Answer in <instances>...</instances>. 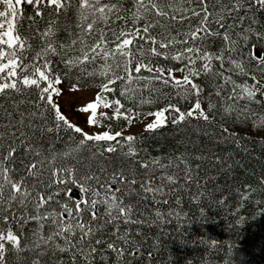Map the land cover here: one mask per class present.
<instances>
[{
	"label": "snow or ice",
	"instance_id": "obj_1",
	"mask_svg": "<svg viewBox=\"0 0 264 264\" xmlns=\"http://www.w3.org/2000/svg\"><path fill=\"white\" fill-rule=\"evenodd\" d=\"M131 2L129 9L126 0H78L76 6L71 0H0V97L12 100L11 110L0 105V264H8L9 251L17 257L24 251L32 253L35 258L31 264H65L57 258L65 253L71 264H78V258L84 264H94L95 254L108 250L119 261L127 246L137 243L132 238L133 226L148 223L152 211L161 218L158 209L149 208V201L168 204L169 200L162 198L198 181L200 164H196L194 176L190 161L207 158L181 153L167 158V163L161 157L136 159L143 150L135 147L136 137L123 134L125 124L132 125L145 115L153 117L144 125V131L153 135L166 125L179 126L192 119L211 124L202 108L204 89L194 82L207 76L223 81L214 82L212 87L226 105V114L236 112L239 118L251 110L247 104L240 109L239 101L264 104L257 99V94L264 96V84L236 83L213 65L218 61L224 69L227 62L238 70V76L247 75L246 63L252 61L264 70V55L248 52L247 61L244 59L250 37L264 39V33L253 27L258 23L255 15H249L264 10V0ZM26 7L33 15L25 16ZM73 7L75 24L58 28L61 13L67 17ZM45 12L49 20L40 31L36 18L43 20ZM113 17L123 21L119 29L111 26ZM25 19L29 21L27 29ZM245 21L249 23L245 25ZM61 31L66 33L64 40L59 37ZM34 40L40 41L38 48H34ZM74 70L81 78L86 74L97 81L88 89L91 102L79 108L84 124L96 127L95 132L70 122L59 106L64 94L60 85ZM175 71L183 74L182 79L173 76ZM252 79L256 80L255 76ZM170 84L175 99L171 91L164 90ZM229 85L230 94L222 95ZM237 89L242 93L239 96ZM31 93L35 95H28ZM26 95L27 99H13ZM25 104L28 111L21 110ZM145 105L156 110L149 107L146 113L140 111ZM101 107L111 109L112 114L98 112ZM215 107L209 97L207 111ZM75 134L79 139L74 149H52V142H71ZM232 135L228 128L221 130L224 140ZM46 141L50 142L47 149ZM86 145L96 146L89 148L87 161L78 155ZM45 151L49 155H44ZM93 160L98 161L95 168ZM216 162L223 163L219 158ZM18 164L21 167L17 168ZM46 168L47 180L43 178ZM169 169L175 171L169 174ZM75 190L79 195L73 197ZM29 221L35 226L25 234ZM21 237L27 241L23 246Z\"/></svg>",
	"mask_w": 264,
	"mask_h": 264
},
{
	"label": "trees",
	"instance_id": "obj_2",
	"mask_svg": "<svg viewBox=\"0 0 264 264\" xmlns=\"http://www.w3.org/2000/svg\"><path fill=\"white\" fill-rule=\"evenodd\" d=\"M71 2L74 6L78 5V0H71ZM125 7L129 9L133 7L131 0H126ZM28 15H33V13L30 8L26 7L25 16ZM249 15H255L258 21L256 25H253L254 29L264 33V10L254 11ZM36 19L39 30L43 31L49 20L48 13L45 12L43 20ZM113 21L111 26L117 29L123 23V21H116L114 17ZM75 22V7H73L67 17L63 12L61 13L57 27L63 29L66 24L74 25ZM28 23L29 21L25 19V29ZM248 23L249 21H245V25ZM140 26L142 27V24ZM59 37L64 40L66 33L61 31ZM31 42L34 48H38L39 40ZM67 42L70 43V40ZM248 52L264 55V39L257 40L256 36L252 35L245 52V61H247ZM160 60L163 63V57ZM171 63L176 64L177 67L180 66L177 62ZM213 65L215 70L224 71L225 75H231L232 79L240 84L256 83L249 75L251 73L264 76V70L258 68L257 61H252L251 64L246 63L247 75L245 76L236 75L238 70L227 62H225L224 69L219 68L218 61H213ZM59 67L63 68V65L60 64ZM229 68L232 69L231 72L226 71ZM89 70H91L90 67ZM182 75L180 71L173 73V76L178 79H182ZM96 82L89 79L86 74L81 78L78 71L74 70L71 75L64 78L61 85L88 90L93 88ZM194 82L199 83L204 89L203 105H205L209 120L212 121L211 124L202 119H192L179 126L166 125L154 135L142 132L133 136L136 137L135 147L143 150L138 152L136 159L150 160L153 157H161L162 162L167 163V158H174L181 153L207 157L200 161L194 159L190 161L194 176L197 173L196 164H200L198 181L194 180L186 190L176 195L162 198L168 199V204L156 205L149 201V208L158 209L162 213L161 218L157 219L152 211L149 213L151 219L148 223L133 226L132 238L137 243L135 246H127L126 254L119 261L116 254L108 250L95 254L94 264H264V136H257L253 133L255 130H264V123H261L264 120V104L239 101L240 109L247 104L251 110L244 111L237 118L236 112L224 113L223 107L226 105H222L221 99L215 96L216 89L212 87V84L222 83V80L207 76L195 78ZM164 90L171 91L175 99V90L171 88V84ZM230 91L231 85L228 86V92L222 95L227 96ZM241 94L237 89L236 95ZM28 95L34 96L35 93ZM28 95L15 96L13 99H27ZM209 97L216 105L212 112L207 111ZM257 99L264 101V96L257 94ZM183 103L181 101V104ZM227 103L235 104L234 101ZM0 105L11 110L12 100L0 97ZM149 107L153 111L156 110L154 106L145 105L140 111L146 113ZM21 110L28 111L29 105H21ZM111 114L112 110L109 115ZM126 126L127 124L124 130ZM223 128H228L229 132L233 133L227 140L221 137ZM75 136L76 139L71 142H52V149L56 152L74 149L78 143L79 134ZM65 141H67V136H65ZM49 143L45 142V149L49 147ZM122 143L125 142L122 141ZM89 148H96V146L86 145L78 154L80 158L87 161L90 155ZM123 151H127L126 146ZM44 155H49V152L45 151ZM118 155L119 153L115 154L113 159L115 160ZM217 158L223 163H217ZM28 160L31 161L32 157H28ZM67 162L74 163L75 161L68 160ZM91 162L95 168L98 161ZM59 163L60 161L57 160V164ZM19 167L21 166L18 164L17 168ZM168 171L171 174L175 169ZM160 174V170H157V175ZM15 178H19L18 174ZM43 178L45 180L49 178L48 168L45 169ZM197 183L200 184L199 188L196 186ZM75 191L79 195L78 190ZM200 193L203 195L201 196ZM177 199L179 203L176 202ZM34 226L35 222L29 221L24 229L25 234H28L29 229ZM13 230L18 231L15 225H13ZM107 230L112 231L111 228ZM45 232H47V227ZM137 232L142 235H137ZM21 240L22 246L23 243H27L23 237ZM59 242L62 244V241ZM7 247L10 248V246ZM104 247L106 248V245ZM6 255L8 264H31L32 259L35 258L27 251L21 252L19 257L10 251ZM57 258L64 260L65 264H71V258L67 253L59 254ZM44 259L46 260L47 257ZM78 264H84V261L78 258Z\"/></svg>",
	"mask_w": 264,
	"mask_h": 264
},
{
	"label": "rangeland",
	"instance_id": "obj_3",
	"mask_svg": "<svg viewBox=\"0 0 264 264\" xmlns=\"http://www.w3.org/2000/svg\"><path fill=\"white\" fill-rule=\"evenodd\" d=\"M2 10V8H0ZM251 77L255 76L256 80L254 81H259L261 84H264V76L261 74L257 73H251L249 74ZM62 91H63V96L60 97L59 99V106L61 107L62 113L67 116V118L72 122L73 124L80 126L84 129L86 132H95L98 129L96 127H90L86 126L84 124V119L85 116L84 114L79 113V108L83 107L86 105V103L91 102L93 99L92 95L89 93L88 90L84 89H78L74 87H68L64 85H60ZM72 105L70 108L69 105ZM202 108L205 110V105L202 104ZM104 111L108 114L111 113L110 109H103L102 107L98 109V112ZM74 113H76L74 115ZM79 116V118H78ZM153 117H148L145 115L143 118L140 120H137L135 123L132 125H127L125 130H124V135H135L139 134L144 131V125L146 123H149L153 120ZM257 136H264V130H255L253 132Z\"/></svg>",
	"mask_w": 264,
	"mask_h": 264
},
{
	"label": "water",
	"instance_id": "obj_4",
	"mask_svg": "<svg viewBox=\"0 0 264 264\" xmlns=\"http://www.w3.org/2000/svg\"><path fill=\"white\" fill-rule=\"evenodd\" d=\"M71 195H73V197H76L78 194L76 193V191H74Z\"/></svg>",
	"mask_w": 264,
	"mask_h": 264
}]
</instances>
